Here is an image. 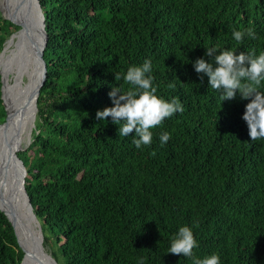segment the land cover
Wrapping results in <instances>:
<instances>
[{
    "label": "trees",
    "instance_id": "16d2710c",
    "mask_svg": "<svg viewBox=\"0 0 264 264\" xmlns=\"http://www.w3.org/2000/svg\"><path fill=\"white\" fill-rule=\"evenodd\" d=\"M38 1L46 77L31 142L17 155L54 261L192 264L166 253L188 224L199 242L196 256L216 252L222 264H264V140H250L242 119L248 100L220 102L192 63L204 45L264 51V0ZM19 28L0 11V55ZM245 28L256 38L237 43L232 30ZM146 59L158 95L180 99L185 110L153 129L151 146L137 149L133 135L118 136V125L97 120L96 112L112 106V86L129 88L115 72ZM9 76L12 86L17 72ZM3 92L0 64V123ZM163 131L170 139L161 145ZM23 255L0 210V264H21Z\"/></svg>",
    "mask_w": 264,
    "mask_h": 264
},
{
    "label": "clouds",
    "instance_id": "9594fccd",
    "mask_svg": "<svg viewBox=\"0 0 264 264\" xmlns=\"http://www.w3.org/2000/svg\"><path fill=\"white\" fill-rule=\"evenodd\" d=\"M232 38L237 43H243L245 38L255 39L256 32L252 28L233 29ZM204 47V56L192 62L195 72L200 76V82L203 83L204 77H207L208 88L219 93L220 102L233 100L237 95L241 100H248L242 119L247 124L250 140H264V89L260 87L264 83V51L238 52L220 44ZM115 79L125 81L129 88L125 91L120 85L112 86L108 93L112 106L98 109L96 119L107 122L110 117L112 123L118 125V136L133 135L132 142L137 149L151 146L153 129L185 110L180 99H166L158 95L150 59L144 60L142 64L132 65L124 72H115ZM169 139L168 131L159 133L161 145L166 144ZM198 247L199 242L193 228L184 224L171 237L166 253L189 258L192 264H222L221 256L216 252L203 257L196 256L193 250ZM138 264H144L142 258Z\"/></svg>",
    "mask_w": 264,
    "mask_h": 264
},
{
    "label": "water",
    "instance_id": "95a60500",
    "mask_svg": "<svg viewBox=\"0 0 264 264\" xmlns=\"http://www.w3.org/2000/svg\"><path fill=\"white\" fill-rule=\"evenodd\" d=\"M35 4L39 6L40 27L31 21L30 10ZM8 9L11 17L7 18L18 24L20 28L6 40L0 57L4 54L7 68L9 65L8 54L14 55L13 61H16L20 65L19 67L23 66L24 70L27 66L29 75L27 74L25 77L16 76L15 82L11 86L7 83L8 80L1 70L6 118L4 122L0 123V126L8 124L11 116L15 119L14 131L22 130L23 126L31 125L29 128L31 136L35 127L38 95L46 77V65L43 58L47 37L44 29V17L38 0H10ZM0 11L3 12L1 7ZM30 142L31 138L25 147L20 146L6 150L9 153L6 165L4 163L6 153L0 149V210L5 213L13 225L18 244L24 251L21 264H57L50 253L43 250L41 227L33 213L31 201L24 186L25 167L17 155V151L25 149ZM32 220L37 222L35 225L37 226L38 237H30L27 241H21L20 232L23 231L22 238L25 239V223L28 222V227Z\"/></svg>",
    "mask_w": 264,
    "mask_h": 264
},
{
    "label": "bare ground",
    "instance_id": "6f19581e",
    "mask_svg": "<svg viewBox=\"0 0 264 264\" xmlns=\"http://www.w3.org/2000/svg\"><path fill=\"white\" fill-rule=\"evenodd\" d=\"M22 67L23 66L18 68L17 71L18 77L19 76L25 77L27 74L29 75V68L26 66L24 70ZM11 106H12V101L10 103V109ZM14 126H15V119H13V117L11 116L9 118L8 124L0 126V149H3L4 152L6 153L4 159L5 165L7 164V161L9 159V153H7L6 150H8L9 148H19L20 146L26 144L27 141L31 138L29 133V128L31 127V125H28L27 127L23 126L22 130L16 132L14 131ZM25 225L27 227L28 222H26Z\"/></svg>",
    "mask_w": 264,
    "mask_h": 264
},
{
    "label": "rangeland",
    "instance_id": "374dc122",
    "mask_svg": "<svg viewBox=\"0 0 264 264\" xmlns=\"http://www.w3.org/2000/svg\"><path fill=\"white\" fill-rule=\"evenodd\" d=\"M9 3H10V0H0V7L3 10L2 14H3V17H5V18L11 17V14H10L9 9H8V4ZM38 8H39L38 4L33 5L31 7L30 13H31V21H32V23H34L38 27H40L41 24H40V17H39ZM14 58H15L14 55L11 56L10 54H8L9 65L7 66V68H6V65H5L4 54L2 55L1 60H0L1 70L4 71L5 76H8L10 74L9 80L11 79L12 72L13 71H16L17 72L18 71V68L20 66L19 64H17L16 61H13ZM22 147H25V144L22 145ZM0 163H1V154H0ZM36 223L37 222L35 220H32L31 224L28 227H25V229H26L25 239L24 238H21L24 235L23 231L20 232L19 235H20L21 241H27V239L30 238V237H32V238L38 237V230H37V226L35 225ZM42 247H43V250L46 253H49V251L47 250V248H45L44 246H42Z\"/></svg>",
    "mask_w": 264,
    "mask_h": 264
}]
</instances>
